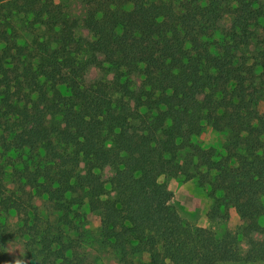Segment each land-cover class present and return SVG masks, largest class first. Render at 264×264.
I'll use <instances>...</instances> for the list:
<instances>
[{"label":"trees","instance_id":"1","mask_svg":"<svg viewBox=\"0 0 264 264\" xmlns=\"http://www.w3.org/2000/svg\"><path fill=\"white\" fill-rule=\"evenodd\" d=\"M262 95L264 0H0V264L264 261ZM167 179L240 225L182 219Z\"/></svg>","mask_w":264,"mask_h":264},{"label":"rangeland","instance_id":"2","mask_svg":"<svg viewBox=\"0 0 264 264\" xmlns=\"http://www.w3.org/2000/svg\"><path fill=\"white\" fill-rule=\"evenodd\" d=\"M97 75L96 69H91L87 76L89 78ZM255 108L264 113V95L256 100ZM224 139V133L215 131L209 127L203 129V131L197 135L194 140L201 146H214L220 147ZM162 178H160L161 180ZM169 189L172 192V198L170 203L175 208L179 216L190 222L193 225L209 228L216 233L222 229H229L234 231L240 225L236 214L229 210V215L226 220L218 219L217 217H209V204L210 200L203 188L198 187L192 180L181 179H167L166 180ZM87 224L93 233H98L104 227V222L99 215L95 212L86 213ZM17 245L10 243L8 246L9 253L13 255L16 251ZM243 260L239 264H264V261L259 262L254 258V253L242 245ZM92 258L95 257V261L98 263L104 262V264H115L108 254L103 252H93Z\"/></svg>","mask_w":264,"mask_h":264}]
</instances>
